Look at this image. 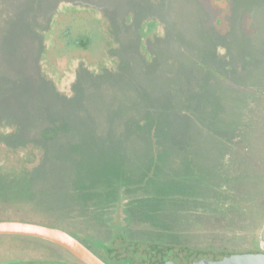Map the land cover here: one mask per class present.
Here are the masks:
<instances>
[{
    "label": "rangeland",
    "instance_id": "rangeland-1",
    "mask_svg": "<svg viewBox=\"0 0 264 264\" xmlns=\"http://www.w3.org/2000/svg\"><path fill=\"white\" fill-rule=\"evenodd\" d=\"M262 96L264 0H0V221L218 251L223 162ZM64 254L0 236V264Z\"/></svg>",
    "mask_w": 264,
    "mask_h": 264
},
{
    "label": "trees",
    "instance_id": "trees-1",
    "mask_svg": "<svg viewBox=\"0 0 264 264\" xmlns=\"http://www.w3.org/2000/svg\"><path fill=\"white\" fill-rule=\"evenodd\" d=\"M83 44L87 46V42ZM30 108L31 105L24 111H30L27 110ZM247 120L251 121L249 128L235 139L223 162L227 177L223 188L228 197L221 201L218 219L213 225L220 228L221 240L227 244L215 252L260 250L251 242L259 237L264 221V96L259 108L253 110ZM6 142L9 144L11 140L6 138ZM9 208L19 209V205ZM126 259V263L134 262L130 257Z\"/></svg>",
    "mask_w": 264,
    "mask_h": 264
},
{
    "label": "water",
    "instance_id": "water-1",
    "mask_svg": "<svg viewBox=\"0 0 264 264\" xmlns=\"http://www.w3.org/2000/svg\"><path fill=\"white\" fill-rule=\"evenodd\" d=\"M0 235L29 236L63 246L86 264H107L85 244L60 228L19 221H0ZM116 256L130 257L131 264H264V251L215 252L120 238Z\"/></svg>",
    "mask_w": 264,
    "mask_h": 264
},
{
    "label": "flooded vegetation",
    "instance_id": "flooded-vegetation-1",
    "mask_svg": "<svg viewBox=\"0 0 264 264\" xmlns=\"http://www.w3.org/2000/svg\"><path fill=\"white\" fill-rule=\"evenodd\" d=\"M69 234H71V233H69ZM120 238L127 240L123 236V234H118L114 239L110 240V242L108 243V247H106L104 249H98V247L97 246L94 247L93 244H91L92 246L87 245L86 243H84L80 239H78V238L77 239L80 240L83 244H85L90 250H92L97 256H99L107 264H129V262L128 263L125 262V261H128L126 259L127 257H117L116 256V252H115L117 249L116 242ZM127 241H129V240H127ZM50 243H52V242H50ZM52 244L58 245L56 243H52ZM58 246H60L66 252V254H64V257H62V259H63L62 264H86L83 261H81L79 258H77L74 254H72L69 250L64 248L63 246H61V245H58Z\"/></svg>",
    "mask_w": 264,
    "mask_h": 264
},
{
    "label": "built area",
    "instance_id": "built-area-1",
    "mask_svg": "<svg viewBox=\"0 0 264 264\" xmlns=\"http://www.w3.org/2000/svg\"><path fill=\"white\" fill-rule=\"evenodd\" d=\"M261 248H262L263 251H264V238H263V240L261 241Z\"/></svg>",
    "mask_w": 264,
    "mask_h": 264
}]
</instances>
